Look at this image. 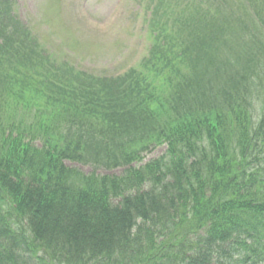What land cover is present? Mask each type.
Wrapping results in <instances>:
<instances>
[{
  "label": "trees",
  "instance_id": "obj_1",
  "mask_svg": "<svg viewBox=\"0 0 264 264\" xmlns=\"http://www.w3.org/2000/svg\"><path fill=\"white\" fill-rule=\"evenodd\" d=\"M147 3L148 56L108 78L0 0V264L264 263V0Z\"/></svg>",
  "mask_w": 264,
  "mask_h": 264
},
{
  "label": "rangeland",
  "instance_id": "obj_2",
  "mask_svg": "<svg viewBox=\"0 0 264 264\" xmlns=\"http://www.w3.org/2000/svg\"><path fill=\"white\" fill-rule=\"evenodd\" d=\"M143 7L144 0H15L13 4L53 58L70 59L76 67L97 74L120 70L146 53L144 25L149 14H141ZM161 152L157 149L146 160Z\"/></svg>",
  "mask_w": 264,
  "mask_h": 264
}]
</instances>
